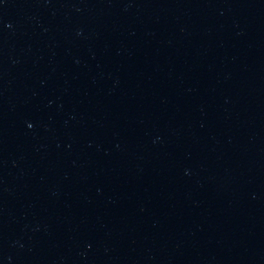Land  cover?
I'll use <instances>...</instances> for the list:
<instances>
[{
    "label": "water",
    "instance_id": "95a60500",
    "mask_svg": "<svg viewBox=\"0 0 264 264\" xmlns=\"http://www.w3.org/2000/svg\"><path fill=\"white\" fill-rule=\"evenodd\" d=\"M0 264H264V0H0Z\"/></svg>",
    "mask_w": 264,
    "mask_h": 264
}]
</instances>
